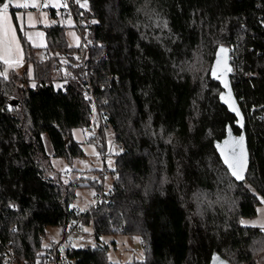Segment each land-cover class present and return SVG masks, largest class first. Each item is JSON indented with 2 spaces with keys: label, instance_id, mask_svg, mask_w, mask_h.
<instances>
[{
  "label": "trees",
  "instance_id": "obj_1",
  "mask_svg": "<svg viewBox=\"0 0 264 264\" xmlns=\"http://www.w3.org/2000/svg\"><path fill=\"white\" fill-rule=\"evenodd\" d=\"M66 1L46 9L41 52L19 30L35 86L26 71L0 75V264L6 252L15 264H264V230L242 224L264 199V0ZM221 46L245 118L242 180L216 147L229 125L241 134L213 76ZM77 127L91 141L110 127L119 146L111 187L84 213L70 205L80 185L47 174L52 157L84 154ZM72 222L92 224L96 246H43L49 227L68 238ZM108 234L138 236L144 259L111 262Z\"/></svg>",
  "mask_w": 264,
  "mask_h": 264
},
{
  "label": "rangeland",
  "instance_id": "obj_2",
  "mask_svg": "<svg viewBox=\"0 0 264 264\" xmlns=\"http://www.w3.org/2000/svg\"><path fill=\"white\" fill-rule=\"evenodd\" d=\"M5 3H10L9 23L15 30L20 47L22 48L19 30L23 33L26 41L39 49L38 52H41V49L47 45L44 30L40 26L37 27L38 24L43 23V13L46 10L45 8H47L43 7V5L47 4L48 7H52V4L58 3L62 6L56 7V9L68 7L66 0H8ZM16 3H28L29 7L28 9L16 8L14 7ZM32 3L37 4V7H31ZM84 4L87 5V3ZM18 17L19 19H17ZM30 22H32L31 25L34 24L36 26L29 27ZM61 22L71 26L73 20L72 18H66L61 20ZM13 59L19 61V63L9 66L0 61V72H6L7 77H9L12 71L22 72L24 70L27 72L29 85L31 87L35 86L32 63L25 59L24 54L21 56L20 53H14ZM55 85L59 87L61 83L57 82ZM71 133L72 139L80 143L84 154L81 157L74 158L72 161L65 158L52 157L47 174L59 179L65 185H69L71 181H75L76 184L80 185L74 186L70 205L84 213L97 203V188L99 186H103L105 191H108L111 187L112 177L110 171L115 167V155L119 152V146L114 141L113 130L110 127L105 129L104 138L99 141H91L90 131L82 127L74 128ZM44 139L47 143V150L51 152L47 136H44ZM242 224L264 230V203H261L258 207L256 216L244 218ZM83 229L82 233L71 234L68 240L63 242L62 229L58 226H51L47 229L43 246L49 248L52 244H60L59 249L62 252L68 247L96 246L97 242L94 238L92 224L84 225ZM100 240V242L108 245V256L111 262L129 263L144 259L142 243L138 236L108 234L102 236Z\"/></svg>",
  "mask_w": 264,
  "mask_h": 264
},
{
  "label": "snow or ice",
  "instance_id": "obj_3",
  "mask_svg": "<svg viewBox=\"0 0 264 264\" xmlns=\"http://www.w3.org/2000/svg\"><path fill=\"white\" fill-rule=\"evenodd\" d=\"M9 6L10 3H3L2 7H0V61H2L5 65L11 66L14 63H19V61H16L13 59L14 53H20L22 56L23 50L20 47V44L16 38V33L12 25L9 23ZM62 5L58 3L52 4V7H61ZM66 6V5H64ZM81 7H86V4H81ZM16 8H28V3H16L14 5ZM31 7H37V4L32 3ZM43 7H48L47 4H44ZM19 19V17L17 18ZM95 22V21H94ZM31 39V37H29ZM221 53H225L226 49L221 48ZM221 63L220 60L217 61V64L219 65ZM231 71L230 68L227 67L226 63L224 64V72ZM0 75H3L5 78H7V74L0 73ZM213 76H216V71H213ZM225 88L228 87L227 82L224 81ZM221 99L224 100L225 103H229L231 101V93L229 92L228 97L225 98V96L221 95ZM229 107L232 108L233 111L236 112L237 116L240 115L238 109H236L233 105V103H229ZM230 134V130H229ZM243 136L240 137L238 142L234 141H226L225 146H227L229 143H239L241 146L243 145ZM219 148L220 145H217ZM221 155L224 156V163L227 165V167L231 171V175L235 177L237 180H242L244 167H245V157L243 153V148L241 147V152L239 155H237L235 152H233L230 155L226 154L225 151L221 150ZM261 203H264V199H261Z\"/></svg>",
  "mask_w": 264,
  "mask_h": 264
},
{
  "label": "water",
  "instance_id": "obj_4",
  "mask_svg": "<svg viewBox=\"0 0 264 264\" xmlns=\"http://www.w3.org/2000/svg\"><path fill=\"white\" fill-rule=\"evenodd\" d=\"M224 48L226 49L225 53H221L220 49ZM220 60L221 63L218 65L217 61ZM226 63L227 67L231 69V71H227L224 72V64ZM216 71V76H218V80L220 81L221 87L223 89L222 93L220 94V101L223 105H225L228 109V111L235 115L237 118L236 121V126L241 130V134L240 135H235V133L233 132L231 126L229 125L227 127V131H226V136L225 138L218 142L217 145H220V147L218 148L217 145V151L218 154L220 155L223 163H224V156L221 155V150L223 149L225 151L226 154L230 155L235 152L237 155L240 154L241 152V147L243 148V153H244V157H245V167H244V172H243V177L246 174L248 165L250 163V153H249V148H248V143H247V137H246V132H245V118L244 115L242 113V110L240 108L239 102L236 98V95L233 91V87H232V82H231V75H232V65H231V53H230V49L224 46L219 47L217 54H216V58L214 61V65H213V70L212 71ZM224 81L227 82L228 87L225 88L224 86ZM229 92L231 93V101H229V103H233L234 107L236 109H238L240 115L237 116L236 112L232 110V108L229 107V103H225L224 100L221 99V95L225 96V98L228 97ZM229 130H230V134H229ZM243 136V145L241 146L239 143H229L227 146H225V142L226 141H234V142H238L240 137ZM225 164V163H224ZM225 166L227 167V165L225 164ZM228 168V167H227ZM229 169V168H228ZM230 171V169H229ZM231 172V171H230ZM210 264H230L228 262H226L225 260H222L220 258H214Z\"/></svg>",
  "mask_w": 264,
  "mask_h": 264
},
{
  "label": "built area",
  "instance_id": "obj_5",
  "mask_svg": "<svg viewBox=\"0 0 264 264\" xmlns=\"http://www.w3.org/2000/svg\"><path fill=\"white\" fill-rule=\"evenodd\" d=\"M69 228L73 231L74 234H79V233H81L83 231L82 226L78 225L76 222L70 223ZM63 239H64L63 242L68 240L67 237H63ZM59 245L60 244H52L51 246L56 247V246H59ZM5 258H6L5 261H4L5 264H15L16 263L15 259L8 252H6V257ZM51 258L52 257L47 256V258L44 261H37V262H34L32 264H53ZM61 264H65V262L62 261Z\"/></svg>",
  "mask_w": 264,
  "mask_h": 264
},
{
  "label": "crops",
  "instance_id": "obj_6",
  "mask_svg": "<svg viewBox=\"0 0 264 264\" xmlns=\"http://www.w3.org/2000/svg\"><path fill=\"white\" fill-rule=\"evenodd\" d=\"M47 8H49V7H47ZM47 8H45V9H47ZM20 9H28V8H20ZM30 9H33V8H30ZM31 23L32 22H30L29 27L36 26L34 24L31 25ZM49 24H50V19H49V16H48V12L45 10L44 13H43V23L42 24H38L37 27L38 26H48ZM67 39H68L69 44L72 47H77L79 45V43H80V39H79L77 33L73 29H69L67 31ZM16 72H20V71H16Z\"/></svg>",
  "mask_w": 264,
  "mask_h": 264
}]
</instances>
